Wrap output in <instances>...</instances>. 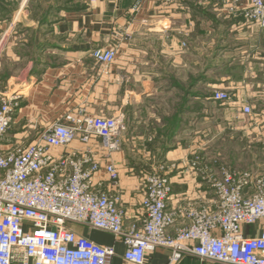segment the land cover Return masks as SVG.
I'll return each instance as SVG.
<instances>
[{"label":"crops","instance_id":"0c3cea01","mask_svg":"<svg viewBox=\"0 0 264 264\" xmlns=\"http://www.w3.org/2000/svg\"><path fill=\"white\" fill-rule=\"evenodd\" d=\"M241 25L208 0H184L169 8L158 0H0V95H15L19 103L7 138L28 143L67 113L123 114L121 148L110 154V162L119 171L111 193L120 197L126 226L139 217L138 172H151L164 162L181 165L196 152L203 173L217 174L220 154L208 140L230 119L238 124L243 116H235L236 106L212 102L214 91H235L242 105L257 107L259 113L248 124L252 134L243 125L235 129L264 156V29ZM113 47L117 53L110 66L92 58L93 50ZM257 123L262 126L254 127ZM235 163L226 167L235 171ZM258 167L236 171L259 176ZM102 179L107 180L103 173ZM173 181L174 194L213 197L201 175L186 184ZM104 189L109 190L107 182ZM68 227L112 247L110 264H129L123 260L124 245L112 234ZM262 232L258 222L243 226L241 235L251 239ZM169 255L158 248L146 262L167 264ZM177 264L216 263L184 257Z\"/></svg>","mask_w":264,"mask_h":264},{"label":"built area","instance_id":"2783aa9c","mask_svg":"<svg viewBox=\"0 0 264 264\" xmlns=\"http://www.w3.org/2000/svg\"><path fill=\"white\" fill-rule=\"evenodd\" d=\"M158 1L169 8L184 0ZM208 1L228 18L241 20V27L264 29V0ZM116 53L113 47L91 55L108 67ZM233 96L230 90H216L210 100L234 104L242 116H251L252 107ZM18 108V97L0 95V264H110L112 247L78 236L68 224L112 234L124 245L123 260L129 264H148L147 256L158 248L169 251L167 264L184 257L264 264V177L223 165L217 174L203 173L196 152L181 165L164 162L151 172H138L139 217L125 226L120 197L111 193L119 171L110 162V154L121 148L124 115L63 114L24 143L7 138ZM75 142L79 148L68 149ZM197 175L212 193L210 200L173 193V180L186 184ZM198 189L202 192L201 185ZM258 222L261 236L243 238L242 227Z\"/></svg>","mask_w":264,"mask_h":264},{"label":"rangeland","instance_id":"374dc122","mask_svg":"<svg viewBox=\"0 0 264 264\" xmlns=\"http://www.w3.org/2000/svg\"><path fill=\"white\" fill-rule=\"evenodd\" d=\"M42 2H44V1H42ZM231 93L234 95L233 99L238 98L236 96L235 91H232ZM169 95L166 94V97H168V98L173 97V95H170V96ZM174 97H176V96H174ZM232 106L234 107L236 105L233 104ZM232 109L234 110V113L236 114L235 116H237V117L239 115L242 116V114L240 113L239 107H234ZM184 113L186 114L185 108H183V110H182V114H184ZM258 113L259 112H258L257 107L252 109V115L251 116H249V117L243 116L242 119L238 117V121H239L238 124L237 123L234 124L232 122V119H230L229 125H226V123H225L223 126L220 127L223 130H221L220 132L218 131L217 133H214V137L211 140H208L209 141L208 145H209V147H211L210 149H212L215 152H218V154H220L218 156L219 162L215 161L216 164H222L225 166H230L231 163L236 162L234 164L236 166V168L238 167L236 170L243 169L245 167L250 168V167L259 165L260 166V167H258L259 169L258 168L257 169L253 168V169L255 172L260 173L259 176L264 175V170H261V169H264L263 164H262L264 162L263 161L264 156L263 155H261V156L257 155V151H256L254 145L249 144V140L247 139L246 135H244L245 139H243L242 135L239 134L240 131L238 132V131H236L237 129H235L237 127H241L242 125L246 126V128L250 132L249 135H251L252 134V132H251L252 127L248 126V124L251 123L250 119L256 118L255 115ZM253 126L256 128H259L260 126H262V124L257 123V124H254ZM225 128H227V129H225ZM248 130L244 131V134H245V132H248ZM218 158H216V159H218Z\"/></svg>","mask_w":264,"mask_h":264},{"label":"trees","instance_id":"16d2710c","mask_svg":"<svg viewBox=\"0 0 264 264\" xmlns=\"http://www.w3.org/2000/svg\"><path fill=\"white\" fill-rule=\"evenodd\" d=\"M186 96V95H185ZM182 99H184V95L182 94ZM182 110H183V106L180 107V111L182 113Z\"/></svg>","mask_w":264,"mask_h":264}]
</instances>
